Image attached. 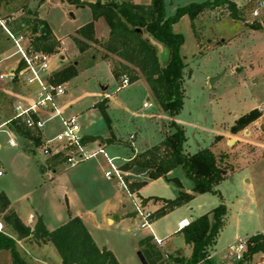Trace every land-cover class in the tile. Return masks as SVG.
<instances>
[{
	"label": "rangeland",
	"instance_id": "1",
	"mask_svg": "<svg viewBox=\"0 0 264 264\" xmlns=\"http://www.w3.org/2000/svg\"><path fill=\"white\" fill-rule=\"evenodd\" d=\"M40 1L37 0V7ZM95 1L81 0L87 4L78 5L81 6L78 8L67 0H45L37 10L40 17L47 20L55 33L63 38V43L59 42L57 53L49 54L51 56L49 72L51 74L54 72L52 81L55 80L57 72L69 65L77 66L79 71L78 76L71 81L59 83L67 91L66 95L57 101L60 110L65 117L77 115L82 132L101 134L106 128V123L98 107H106L109 115L110 100L105 98V92H108L120 99L134 115L132 117L134 126H131L130 131L126 130L121 139H117L116 144L118 142L122 147L134 144L138 146L137 142L147 138L148 143H158L161 134L174 130L170 124L175 121L186 130L189 152L212 149L217 157L226 162L229 169L227 178L217 188L221 196L197 194L190 204L176 208L158 219L157 206L153 204H160L163 207L166 203L162 200H173L178 197L180 191L178 185L165 179L155 180L148 182L138 194L137 189L133 191L130 188L136 177L124 172V180L133 196L154 212L152 222L154 234L163 240L164 248L171 252L183 247L182 235L177 231L181 219L184 217L196 219L224 203L229 215L218 237L216 248L226 247L227 256L233 264H238L235 255L228 248L229 244L238 236L249 238L256 233H264V8L260 9L259 18L252 15L258 7V2L264 0H235L239 15L237 18H233L229 9L223 6L201 13L195 19L194 27L188 16L174 26V31L185 38L181 54L187 64L184 106L175 117L160 108L153 96L149 95L147 91L149 88L143 80L134 85L129 81V84L124 86L123 77L112 78L106 65L112 71L114 67L120 66L119 61L114 58L103 60L104 53L100 50V42L89 43L90 47L85 52H80L74 38H80L77 36L78 30L93 21L89 3ZM119 1L141 3L143 0ZM204 1L207 0H165L166 15L170 17L179 7ZM20 14L18 12L14 16ZM96 22L95 36L97 34L105 37L110 31L108 25L105 20ZM257 26L260 28L255 29ZM1 28L0 50L5 49L7 45L15 51L13 42ZM152 42L160 46L155 41ZM92 56H96L97 62L99 60L98 63H101L99 67L92 66ZM159 57L164 60V51L159 50ZM58 66L62 69L55 73ZM125 75L129 80V75ZM3 82V90H6V93H0V170L4 176L0 177V191L7 194L13 208L24 220L29 218L31 211L29 203L35 208L38 207L50 229L56 228L62 221L61 224L65 223L71 214L77 215L90 210L92 217L86 218L87 225L96 244L113 250L123 264H142L138 258L139 242L150 235L151 231L138 228V220L128 194L123 188L116 186L115 180L106 178L108 164L102 165L99 162L103 159L107 163L104 156L98 155L73 169L68 168L61 156H45L42 143L39 146L35 145L33 141L16 133L11 126L10 130L1 128L3 122L12 116L13 105L16 102L28 101L33 97L23 82L18 83L16 80ZM107 86L109 87L103 88ZM96 93L103 95L95 101ZM145 103L152 106L145 108ZM255 109L260 111L261 116L244 130L237 134L232 133L236 120ZM118 112L116 110V114ZM116 118L118 120L123 118L122 114H118ZM153 125H157L156 130L159 132L152 133ZM61 128L58 120L49 122L44 129L47 136H44V139H51L61 131ZM128 132L129 136L134 134L136 139L127 138ZM37 134L43 139V131ZM84 135L89 137L87 134ZM100 138L103 143L101 145L94 142L91 146L94 150L105 148V142L112 138L111 133ZM10 139L16 141L19 146H10ZM105 150L111 158L115 157L110 150ZM126 150L128 152L129 148ZM118 157L120 159L117 162L122 169L132 155L129 153L127 159L124 156ZM44 161L56 163L58 171H64L61 175H55L51 171L49 172L51 178L54 176L55 178L47 179L49 175L41 169ZM87 166L96 176V189L81 183L74 184L76 176L81 177ZM172 176L180 180L183 191L192 192V182L186 177L182 167L177 168ZM109 187L112 189H107ZM123 202L127 204V210L122 208ZM128 210H131L128 213L131 218H122L114 224L110 222L112 225L108 224L109 216L121 217ZM4 230L12 237H17L9 227H5ZM153 242L155 243L154 240ZM18 245L22 255L32 264H43L45 258L53 264L57 263V255L49 252L40 256L38 253L26 252L25 242L22 244L23 247ZM156 245L162 251L160 246ZM54 250L57 254L56 248ZM0 264H14L10 251L0 252Z\"/></svg>",
	"mask_w": 264,
	"mask_h": 264
},
{
	"label": "trees",
	"instance_id": "2",
	"mask_svg": "<svg viewBox=\"0 0 264 264\" xmlns=\"http://www.w3.org/2000/svg\"><path fill=\"white\" fill-rule=\"evenodd\" d=\"M29 1L0 0V21H4L7 29L15 36H24L34 50L56 54L59 41L48 23L40 19L38 13L29 7ZM67 1L77 6L87 4L82 3L81 0ZM89 6L92 9L93 21L78 30L77 36L80 38H74L80 52H85L90 47L89 43L100 42L102 47L100 50L104 53L102 59L114 58L119 61L120 66L112 70L115 79L127 77L125 74H128L130 83L143 80L155 102L172 117L177 116L184 106V78L187 68L181 54L185 38L174 31V26L188 16L194 27V21L201 13L223 6L229 9L233 18L239 17L235 0H207L202 3H192L177 8L175 14L170 17L166 15L165 0H151L148 5L135 4L131 1L96 0L94 3H89ZM18 12L21 13L18 22L17 19L10 22V18ZM99 19H104L110 30L109 37L104 41L95 37V22ZM258 28L260 26L255 27ZM161 49L165 53L164 60L159 57ZM78 74L77 66L69 65L57 72L52 82L55 84L69 82ZM98 110L111 131L112 120L107 108L99 106ZM260 116V111L255 109L240 117L232 127V133L237 134L244 130ZM13 125L16 133L33 141L35 145L39 146L42 143L38 134L27 129L24 124L14 121ZM170 126L174 130L165 133L162 142L136 155L122 166L124 171L147 172L148 178L153 181L161 178L174 181L181 189L175 199L162 200L166 205L157 211L156 219L176 208L190 204L197 194L221 196L217 188L227 178L229 170L226 162L209 148L201 149L194 154L189 153L186 130L175 121H172ZM111 135L108 144L116 141L112 131ZM96 139L98 138L84 137V143L94 142ZM179 167L183 168L186 177L192 182V193L183 191L179 179L168 177L170 172ZM146 184L145 181L136 182L131 184L130 188L134 191ZM10 206L8 196L1 191L0 221L17 237H12L4 228L0 230V251H10L14 264H32L22 255L18 245V241L31 237L38 242L52 243L62 259V264H120L112 251L106 248L100 249L96 245L81 218H71L64 225L50 231L39 217L32 229L23 223ZM228 215L227 206L221 203L209 213L192 220L182 229L186 244L192 247L190 258H186L181 250L175 255L164 256L153 242V237L140 240V251L149 264H200L207 261L215 248ZM260 253H264V233L249 237L244 258L238 264H253L254 257Z\"/></svg>",
	"mask_w": 264,
	"mask_h": 264
},
{
	"label": "built area",
	"instance_id": "3",
	"mask_svg": "<svg viewBox=\"0 0 264 264\" xmlns=\"http://www.w3.org/2000/svg\"><path fill=\"white\" fill-rule=\"evenodd\" d=\"M257 9L252 13L254 18L260 17V9L264 8V2H258ZM0 25L12 40L15 52L6 57L0 56V70L7 61L14 64L8 70L0 72V80H10L23 82L32 92V99L28 101H18L13 105V116L7 120L3 126L13 127V122L22 123L24 126L36 133L42 132L46 124L53 120H59L61 131L51 139H42L43 153L47 157L61 156L63 162L74 168L81 163L94 159L98 155H103L108 164L106 178L115 179L132 198L135 217L138 220V228L148 229L151 232L154 212L147 209L138 198L134 197L124 180V171L117 164L118 158H111L104 148L91 149L84 143V135L76 116L65 117L58 106V99L66 95V88L63 85L52 82L50 70V55L45 52L34 50L24 36H15L9 31L4 21ZM43 75H46L45 77ZM124 86L129 84L127 77H123ZM152 104L145 103L144 107ZM9 144L17 146L13 139ZM3 172L0 171V176ZM184 224H181V228ZM249 238L238 237L230 245L229 249L239 262L243 260L247 250ZM156 244L161 245V239L154 237Z\"/></svg>",
	"mask_w": 264,
	"mask_h": 264
},
{
	"label": "crops",
	"instance_id": "4",
	"mask_svg": "<svg viewBox=\"0 0 264 264\" xmlns=\"http://www.w3.org/2000/svg\"><path fill=\"white\" fill-rule=\"evenodd\" d=\"M45 1V0H44ZM43 0H41L40 1V5L37 7V0H30L29 1V7L31 8V9H33V10H35L37 13H38V8L41 6V4H42V2H44ZM119 1V0H118ZM150 2H151V0H143L141 3H135V4H146V5H148V4H150ZM37 7V8H36ZM78 8H81V6H77ZM84 7V6H83ZM38 16H39V18L40 19H42V20H45V19H43V18H41L40 17V15H39V13H38ZM17 18L19 17V16H16ZM15 16L14 17H11L10 18V21H14V20H16L17 18H16ZM100 20H104V19H99L97 22H100ZM46 22H47V20H45ZM96 22V23H97ZM48 23V22H47ZM48 25L50 26V28H51V30H52V32H53V34H54V36L57 38V40L60 42V43H63V38H61V37H59L56 33H55V31H54V29L51 27V25L48 23ZM1 28V27H0ZM3 28H1V30H2ZM109 29V28H108ZM4 31V30H3ZM5 32V31H4ZM96 32V31H95ZM110 33V31H108V33H107V35L105 36V37H103V36H98L97 34H96V38L97 39H99V40H106L108 37H109V34ZM9 40H11V39H9ZM12 41V40H11ZM1 45H0V48L2 47V43H0ZM5 49H1L0 50V56H2V57H6V56H10V55H12L15 51H13L11 48H9L7 45H5ZM162 50V49H161ZM163 51V50H162ZM93 57V63H92V66L94 67V68H97V67H99V65H101V63H98L99 62V60H98V62H97V58H96V56H92ZM62 59H63V57H61ZM63 60H66L67 61V59L65 58V59H63ZM12 63L14 64V62H12L11 60L10 61H7L6 62V64L4 65V66H2V68H1V70H0V72H2L3 71V69H5V71L6 70H8L9 69V67H10V65L12 66ZM103 64H105L106 65V63H104L103 62ZM106 68L111 72V74H112V78H114L115 79V77L113 76V73H112V71H111V69H110V67L109 66H107L106 65ZM60 69H62V67L61 66H58V68L57 69H55V73H56V71H58V70H60ZM52 75H54V72L52 73ZM140 82H142V80H139V81H137V82H135V83H133V85L134 84H137V83H140ZM3 87V88H2ZM109 86H107V87H103L104 89L105 88H108ZM4 89V82L3 81H1L0 80V93L1 92H3V93H6V90H3ZM29 89V88H28ZM147 91H148V93H149V95H152L150 92H149V90L147 89ZM96 95V97H95V101L97 100V99H99V97H101V95H103V94H101V93H96L95 94ZM105 98H107V99H109L110 100V105H109V108H108V111H109V116H110V118H111V120H112V129H111V131H112V134H113V136L116 138V141H117V139L119 140V139H121V137H122V134L123 133H125V131L126 130H129L130 128H131V126L133 125V119H132V117H134V115H133V113H131L130 112V109L129 108H127L125 105H124V103L119 99L118 100V98L117 97H115L113 94H110V93H108V92H105ZM148 100H149V98H148ZM95 109V108H94ZM113 109H114V112H115V114H113ZM116 110H118L119 112H118V114L120 115V114H122V117L123 118H121V119H117L116 118V116L118 115V114H116ZM12 116H13V110H12ZM11 116V117H12ZM73 116H77V115H73ZM10 117V118H11ZM9 118V119H10ZM9 119H7V120H9ZM54 121V120H53ZM59 121V120H58ZM6 121H4L3 122V124L5 123ZM59 123H60V121H59ZM61 124V123H60ZM134 126V125H133ZM3 127H5V128H7L8 130H10L9 128V126L7 125V126H3ZM152 133H155L157 130V125H153L152 126ZM111 131L109 130V128L107 127V125H106V128H105V130L103 131V133H101V134H99V133H97V134H95V133H89V132H87V131H85V132H82V133H84V134H87V135H89V137H96V138H98V139H96L94 142H97V143H99V144H101L102 145V143L103 142H101L100 141V137H107V135L108 134H110L111 133ZM130 131V130H129ZM5 132H8V131H5ZM157 132H159V131H157ZM83 134V135H84ZM164 134L165 133H163V134H161L162 135V137H161V140L158 142V143H148L147 142V140H148V138H147V140L145 139V140H140L139 141V143L137 142V145L138 146H135V144L132 146H129V147H127L126 145H124L123 147H122V144H118V142H117V144L115 143V142H113V143H111V144H108V143H106L105 142V148L104 149H108V150H110L112 153H114L113 155H115V157L114 158H118V160L120 159L118 156H124V158L125 159H127L126 157L128 156V154L130 153L131 155H132V158H134L136 155H138V154H141V153H143V152H145V151H147L148 149H150V148H152L153 146H155V145H158L160 142H162L163 141V139H164ZM47 137L46 135H45V133H44V131H43V139L45 138V137ZM124 136V135H123ZM126 136H127V138H130L131 140H135L136 138H135V135L134 134H131V136H129V132L128 133H126ZM84 137H86L85 135H84ZM111 137H112V135H111ZM124 138V137H123ZM22 140V139H21ZM41 140H42V138H41ZM124 140L125 141H127L125 138H124ZM23 142H24V140H22ZM94 142H88V143H86L88 146H90V148H92L91 146H93V143ZM101 142V143H100ZM133 142V141H132ZM15 143H16V141H15ZM17 144V143H16ZM187 144H188V142H187ZM117 145H119V146H117ZM11 146V145H10ZM19 145L17 144V146H15V147H18ZM0 147H1V143H0ZM13 147V146H12ZM94 148V147H93ZM92 148V149H93ZM129 148V151L128 152H126L127 150L126 149H128ZM95 149H97V148H95ZM210 149V148H209ZM25 150V149H24ZM188 150V149H187ZM212 150V149H211ZM26 151V150H25ZM213 151V150H212ZM28 152V151H27ZM188 152H189V150H188ZM198 152V151H197ZM197 152H195V153H197ZM32 153V152H31ZM189 153H191V152H189ZM213 153L216 155V153L213 151ZM191 154H194V153H191ZM54 157H56V156H54ZM131 158V159H132ZM128 159H130V158H128ZM126 160V161H129V160ZM130 159V160H131ZM91 160V159H90ZM117 160V161H118ZM88 161V160H87ZM116 161V162H117ZM102 165H105V164H107L106 162H105V160H100L99 161ZM84 163V162H83ZM83 163H81V164H83ZM65 164V163H64ZM117 164H118V162H117ZM66 165V164H65ZM67 166V165H66ZM68 167V166H67ZM77 167V166H76ZM69 168V167H68ZM75 168V167H74ZM41 169H42V171L43 172H45V173H47L49 176H47V179H54L55 178V176L54 177H52L51 178V175L49 174V172H53L55 175H61L62 173V171H64V170H61V171H58V168H57V166H56V163H52V162H50V161H48V162H46V161H44L43 162V164H42V167H41ZM73 169V168H72ZM176 170V169H175ZM175 170H173L172 172H170L169 173V175H168V177L169 178H174L172 175H173V173H174V171ZM1 171V170H0ZM124 171V170H123ZM1 172H3V171H1ZM86 172V173H85ZM85 172L82 174V176L81 177H78V176H76V181L74 182V184H83L84 186L86 185V186H91V187H93V189H96L95 188V184H96V176H95V174H94V172L92 171V169L90 170L89 168H88V166L86 167V169H85ZM124 172H126V173H130V174H132L133 176H135L136 177V180H135V182L134 183H136V182H143V181H145V182H151V181H153V180H150L149 178H148V174H147V172H141V171H138V170H128V171H124ZM4 176V173L0 176V177H3ZM161 179H164V178H161ZM109 180V179H108ZM112 180H115V179H112ZM111 180V181H112ZM158 180H160V179H158ZM166 180V179H165ZM116 181V180H115ZM249 182V181H248ZM80 184V185H81ZM116 186L118 187V188H121L120 187V185L118 184V182L116 181ZM98 188V187H97ZM107 189H109V190H111L112 188L111 187H109V188H107ZM180 189V188H179ZM192 189H193V184H192ZM138 191H137V193L139 194L140 193V189H137ZM181 190V189H180ZM135 191V190H134ZM1 192V191H0ZM4 192V191H3ZM131 192V191H130ZM5 193V192H4ZM127 193V192H126ZM179 193H180V191H179ZM192 193V192H191ZM6 194V193H5ZM128 194V193H127ZM7 195V194H6ZM129 196V195H128ZM9 198V197H8ZM129 198L131 199V203H132V198L129 196ZM9 200H10V198H9ZM10 202H11V200H10ZM28 206L30 207V209H31V211H30V213H29V218L28 219H23V218H21L20 217V214L18 213V211H16L14 208H13V205H12V202H11V206H10V209L12 210V211H14V212H16V214L20 217V219L23 221V223L25 224V225H27L28 227H30V228H32V229H34V227H35V225H36V223H37V220H38V218L40 217V218H42V220H43V216L40 214V211H39V208L37 207V208H35L32 204H28ZM153 206H157V208H156V210L158 211L159 209H161L162 208V206L160 205V204H153ZM122 208L124 209V210H127V208H128V206H127V204L126 203H122ZM132 209H133V212H134V207H133V205H132ZM148 209H149V207H148ZM150 210V209H149ZM131 210H128L127 212L125 211V214L124 215H122L121 217H119V216H117V215H113L114 217H111V216H109L108 217V219H107V222H108V224H110V222H112V224H114L115 223V221H120L122 218H131V217H129L128 216V213L130 212ZM151 211V210H150ZM156 211V212H157ZM135 213V212H134ZM92 214H91V211L90 210H86L84 213H80V214H77V215H70V217L68 218V220L65 222V223H67L71 218H74V217H79V218H81V220L83 221V223L85 224V226H86V228L88 229V231H89V233L91 234V236H92V233H91V231H90V229H89V227H88V225H87V219L86 218H89L90 217V219H91V216ZM192 220H194V219H189V218H187V217H184L183 219H181L179 222H178V228H177V231L179 232V233H181V235H182V241H183V247H180V248H178V249H175L173 252H171V251H168L166 248H164V242H163V240H162V244L161 245H159L160 246V248L162 249V251L164 252H162L161 250V252L164 254V256H168V255H175L179 250H181L182 252H183V254H184V256L186 257V258H190L191 257V255H192V247L190 246V245H187L186 244V242H185V239H184V236H183V234H182V229H184L187 225H189V223L192 221ZM43 222H44V220H43ZM63 222V221H62ZM62 222H60L59 224H57V225H59V226H57L56 228H53V229H50L49 228V226H47V224L44 222V224H45V226L47 227V229L48 230H50V231H53V230H55V229H57V228H59L60 226H62V225H64L65 223H63V224H61ZM112 224H110V225H112ZM181 224H184V227L183 228H181ZM0 225H1V227H2V229L3 228H5L4 227V224L0 221ZM153 230V229H152ZM256 234H260V233H256ZM256 234H254V235H256ZM220 236V235H219ZM253 236V235H252ZM145 237H153V240H154V237H156V238H158L155 234H154V231H152L151 232V234L150 235H147V236H145ZM144 237V238H145ZM238 237H240V236H238ZM238 237H236V238H238ZM93 238V237H92ZM235 238V239H236ZM160 239V238H159ZM234 239V240H235ZM233 240V241H234ZM95 241V240H94ZM232 241V242H233ZM23 242H25V244H26V252H34V253H38L40 256H43V255H45L46 253H49L50 252V254H53V255H57V263L56 264H62V259H61V257H60V255H59V253H58V251H57V249H56V251H57V254H56V252H55V246L52 244V243H42V242H38L37 240H35V239H33L32 237L31 238H27V239H23V240H21V241H18V244H20V245H22L23 244ZM231 242V243H232ZM96 243V242H95ZM230 243V244H231ZM217 244H218V240H217ZM217 244H216V246H217ZM229 244V245H230ZM100 249H103V248H106V249H108V250H110V251H112L113 253H114V255L116 256V258H117V260H118V262L120 263V264H123L120 260H119V258H118V256L115 254V252L113 251V250H111L110 248H108L107 246H102V247H100L98 244H96ZM216 246H215V248L213 249V251L211 252V254H210V256H209V258L207 259V261H204V262H202V263H200V264H233V262L230 260V258L227 256V254H226V247H222V248H216ZM22 247H23V245H22ZM228 248H229V246H228ZM140 251V250H139ZM0 252H2V251H0ZM40 256H38V257H40ZM33 262V261H32ZM237 263V262H236ZM43 264H53L51 261H49L48 259H46L45 258V260H44V263ZM54 264H55V262H54ZM253 264H264V253H260V254H257L255 257H254V259H253Z\"/></svg>",
	"mask_w": 264,
	"mask_h": 264
},
{
	"label": "water",
	"instance_id": "5",
	"mask_svg": "<svg viewBox=\"0 0 264 264\" xmlns=\"http://www.w3.org/2000/svg\"><path fill=\"white\" fill-rule=\"evenodd\" d=\"M138 258L142 264H149L141 251L138 252Z\"/></svg>",
	"mask_w": 264,
	"mask_h": 264
}]
</instances>
